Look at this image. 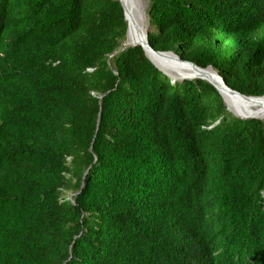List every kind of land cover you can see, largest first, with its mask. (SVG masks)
I'll return each instance as SVG.
<instances>
[{
    "label": "trees",
    "instance_id": "trees-1",
    "mask_svg": "<svg viewBox=\"0 0 264 264\" xmlns=\"http://www.w3.org/2000/svg\"><path fill=\"white\" fill-rule=\"evenodd\" d=\"M147 11L155 50L264 96V0ZM127 31L119 0H0V264H264V120Z\"/></svg>",
    "mask_w": 264,
    "mask_h": 264
},
{
    "label": "bare ground",
    "instance_id": "bare-ground-1",
    "mask_svg": "<svg viewBox=\"0 0 264 264\" xmlns=\"http://www.w3.org/2000/svg\"><path fill=\"white\" fill-rule=\"evenodd\" d=\"M120 2H122L125 7L127 21H128V32H127V38L125 44L142 45L146 36L144 31L138 27L132 15L133 13L131 12V1L120 0ZM147 54L148 57L158 67H171V68L177 67L185 72H188L190 74V77L192 78H203L209 82L214 83L223 94L225 103L233 110V112H235V114L244 118L255 116L261 119L263 118L264 120V96L258 98L246 99L238 94L230 93L226 90L227 88H225L224 83L220 79L218 73L213 68L209 67L204 70L195 68L189 65L188 63L180 61L173 53L162 54L155 52L152 49H148Z\"/></svg>",
    "mask_w": 264,
    "mask_h": 264
},
{
    "label": "rangeland",
    "instance_id": "rangeland-1",
    "mask_svg": "<svg viewBox=\"0 0 264 264\" xmlns=\"http://www.w3.org/2000/svg\"><path fill=\"white\" fill-rule=\"evenodd\" d=\"M130 1H131V12L133 13L132 15H133L138 27L141 28L144 31V33L146 34L148 29H150L149 14H148V11H147L149 0H135V1L134 0H130ZM134 5H136V6H134ZM124 13H125V16H126V10L124 11ZM126 20H127V16H126ZM127 23H128V21H127ZM124 42H126V40ZM133 45H137V44L126 45V46H133ZM158 68L164 74L168 75L172 79V81H174V82L175 81L176 82H183V81H185L187 79H192V77H190V74L188 72H185V71H183V70H181V69H179L177 67L176 68H173V67L172 68L171 67H158ZM228 108L233 114H235V112H233V110L229 106H228ZM235 115H237V114H235ZM237 116H239V115H237ZM257 118H259V117H257Z\"/></svg>",
    "mask_w": 264,
    "mask_h": 264
},
{
    "label": "water",
    "instance_id": "water-1",
    "mask_svg": "<svg viewBox=\"0 0 264 264\" xmlns=\"http://www.w3.org/2000/svg\"><path fill=\"white\" fill-rule=\"evenodd\" d=\"M121 4H122V6H123V8H124V11H125V7H124V5H123V3L121 2ZM125 19H126V16H125ZM128 32V31H127ZM145 40H144V42L142 43V47L144 48V50H145V53H146V55L148 56V54H147V50L148 49H152V50H154L155 52H158V53H162V54H164V53H173L180 61H182V62H185V63H188L189 65H191V66H193V67H195V68H198V69H202V70H204V69H206V68H202V67H199V66H197L196 64H194L193 62H190V61H187V60H183V59H181L177 54H175L174 52H171V51H158V50H155L151 45H150V43H149V41H148V34L146 33L145 34ZM125 47H127L126 46V44H125V42H123L122 43V48H125ZM149 58V57H148ZM150 59V58H149ZM151 60V59H150ZM152 61V60H151ZM153 62V61H152ZM154 63V62H153ZM155 64V63H154ZM156 65V64H155ZM157 66V65H156ZM158 67V66H157ZM210 67V66H209ZM209 67H207V68H209ZM212 68V67H211ZM218 73V72H217ZM218 75H219V77H220V79L222 80V82L224 83V86H225V88H227L226 90L228 91V92H230V93H235V94H238V95H240L241 97H243V98H246V99H249V98H258V97H263V96H248V95H245V94H242V93H240L239 91H236V90H233V89H231L226 83H225V81H224V79H223V77L218 73ZM201 79H203V78H201ZM209 82V81H208ZM212 85H214L215 87H216V89L220 92V94L222 95V97H223V94L221 93V91L218 89V87L214 84V83H212V82H210ZM224 99V98H223ZM225 101V100H224ZM251 117H255V116H251ZM251 117H245V118H251ZM244 118V117H243ZM257 118V117H256Z\"/></svg>",
    "mask_w": 264,
    "mask_h": 264
}]
</instances>
